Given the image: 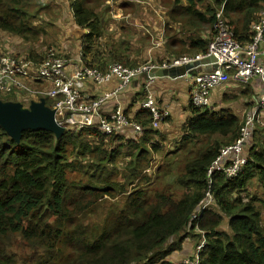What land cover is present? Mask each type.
Instances as JSON below:
<instances>
[{"label": "trees", "instance_id": "obj_1", "mask_svg": "<svg viewBox=\"0 0 264 264\" xmlns=\"http://www.w3.org/2000/svg\"><path fill=\"white\" fill-rule=\"evenodd\" d=\"M92 2L72 0L69 5L73 22L88 32L82 43L83 57L104 37V13ZM201 2L172 0L171 21L190 39L175 43L176 47L169 40L165 46L168 59L159 62L184 53L205 54L221 10L236 39L243 45L251 43L264 0H209L205 12L198 7ZM30 5V0H0V36L35 41L40 28L32 21ZM206 30L210 36L203 39ZM118 54L110 53L111 60L121 61ZM96 63L98 67H91L107 71V61ZM121 63L128 68L137 66ZM18 98H1L0 94L3 102ZM46 105L53 108L49 100ZM188 110L190 117L172 153L182 169L162 192L146 188L152 184V177L145 173L150 165L142 168L152 153L163 149L165 141L151 127L147 110L138 108L130 116L125 109L132 121L145 128L137 138L106 136L97 129L65 130L60 138L49 131L27 130L17 143L0 127V264H177L197 257L200 264H264V214L257 207L261 202L248 196L254 181L264 190V142L252 137L246 143L248 163L238 178L229 180L221 172L209 177L221 150L240 137L246 118L241 122L230 110L213 111L212 102L206 109L190 105ZM217 136L221 139L212 140ZM157 137L161 142L154 141ZM198 139L202 140L200 147L193 144ZM204 139L209 142L203 143ZM123 156L127 174L120 181L115 179L116 163ZM71 175L80 179H71ZM159 175L157 171L155 179L160 180ZM118 196L125 197L123 207L111 203ZM209 197L211 203L202 211ZM97 213L103 219L87 225L84 218ZM186 243L193 254L189 249L184 252ZM15 246L29 250L26 260L12 252ZM179 255L183 256L176 261Z\"/></svg>", "mask_w": 264, "mask_h": 264}, {"label": "built area", "instance_id": "obj_2", "mask_svg": "<svg viewBox=\"0 0 264 264\" xmlns=\"http://www.w3.org/2000/svg\"><path fill=\"white\" fill-rule=\"evenodd\" d=\"M215 36L208 46L205 54L198 56L180 57L174 60H165L162 63L149 60L146 63L128 68L120 64L108 65L106 72L92 68L86 63L83 54L74 61L55 50L50 49L42 59H31L27 56L16 55L7 50L0 53V94L7 96L42 97L52 102L55 109L57 123L65 130L78 132L85 129H97L106 136H122L124 138H137L145 133V128L138 122L132 121L125 113L120 102V96L137 81L144 82L145 98L139 109L151 114V127L159 130L161 125L170 119L168 107H158L150 93L151 86L158 79L152 74L158 71L186 67L192 63L210 59L186 78L190 85V105L194 108L206 109L211 106V95L216 89L227 85L231 79L241 85H247L252 80H258L263 91L255 103V108L244 121L240 137L235 144L224 147L215 163L208 171L212 177L215 172L223 173L227 179H236L244 171L248 159L244 156L246 143L262 125L260 116L264 109V63L260 60L261 48L264 45V11L260 22L253 26L255 36L251 43L243 45L234 33V29L225 20L223 11L216 16ZM74 67V71L70 70ZM116 79V87L108 89L98 97L86 92V85L101 89ZM113 103L108 114L103 109ZM202 207L205 211L210 205ZM196 219L199 216H195ZM202 242L197 254L203 248ZM181 264H200L199 258L185 260Z\"/></svg>", "mask_w": 264, "mask_h": 264}, {"label": "rangeland", "instance_id": "obj_3", "mask_svg": "<svg viewBox=\"0 0 264 264\" xmlns=\"http://www.w3.org/2000/svg\"><path fill=\"white\" fill-rule=\"evenodd\" d=\"M92 5L97 7V11L107 13L110 17L104 15L102 18V29L104 37L102 40H98L94 45V52H92L88 58L101 61H107L108 65L111 64H122L129 63L130 66H139L146 63L149 60L154 62H159L160 59L158 56L152 58L147 51L146 55L141 54V49L139 41H144V45H147V49H153L152 43L156 40V34L159 31H156V23H165L166 24V34H174L173 29H179V26L171 21V7L172 0H92ZM30 13L33 17L32 21L36 27L38 34L35 36V41H22L19 38H16L12 35H1L0 36V47L10 48L13 50L11 53L14 56L22 55L29 57L30 55H39L40 58H44V54L53 49L57 53L65 56L68 60L74 61L77 52L82 48V43L84 36L88 33H85L84 30L74 29L73 24L69 25L68 19L69 14L67 8L72 4V0H30ZM210 5L209 0H202L198 5L199 9L205 12L206 7ZM98 12V13H99ZM70 13V12H69ZM114 17V18H113ZM67 19V20H66ZM156 24V25H155ZM69 26V27H68ZM155 29V30H154ZM158 30V29H157ZM162 30V29H161ZM34 33V32H33ZM31 33L30 35H32ZM149 33L153 36H149ZM34 36V35H32ZM81 42V44H79ZM7 51V50H5ZM97 51V52H96ZM118 51L120 56L123 59L121 61H112L110 58V53ZM0 53H3L0 51ZM80 54V51H79ZM78 54V55H79ZM186 55V56H185ZM97 56V57H95ZM191 56L188 53H184L183 57ZM85 59V57H84ZM165 59H168L167 57ZM86 61V60H85ZM165 61V60H164ZM94 64V63H92ZM89 65V64H88ZM90 66V65H89ZM93 67H98L97 63ZM241 87L234 89V86L226 89L228 98L225 97L219 105L212 104L215 109L213 111H220L221 109L230 110L232 113L237 115L241 122L246 118V114L253 111L255 108V103L244 104L242 102V95L240 94L241 90H244L246 85H241ZM234 95H241L239 98ZM17 99V96L12 95ZM10 97L4 94H1V98ZM46 101L42 97H28V96H19L18 100L15 102H3L7 104L20 105L19 107L24 110H29L32 107L33 103L40 104L41 101ZM21 101V102H19ZM50 111H55L54 107L50 108L45 105ZM264 112V109L262 110ZM260 121L262 125H258L256 136L260 140H264V119L260 116ZM163 137V149L159 153H152L149 157V163H142V168L146 170V175L152 177V184L150 187H146L149 191H165L168 190V186L174 182V179L177 175H180L182 167L176 162V156L173 155L176 151L175 144L178 143L182 138L181 131L174 132H162V127L157 130ZM254 137V139H255ZM221 139L220 137H214L212 140ZM156 142H161L160 138L157 137L154 139ZM209 139H204L203 143H208ZM264 142V141H263ZM195 146L200 147L202 140H199L193 143ZM111 148V146H110ZM180 155V154H179ZM127 158L124 156L119 158L116 167V176L115 179L122 181L123 176L127 174L126 170ZM160 171L159 178H156V172ZM71 179H80L76 175H71ZM137 180L135 184L129 187L131 191L133 187L138 184ZM176 191V189H175ZM180 192V191H179ZM153 193V191H151ZM249 200L252 198L258 199L261 203L257 204V207H260L261 211L264 214V190L260 187L257 181L252 182L248 190ZM125 197L118 196L116 199L111 200V203L123 207V200ZM109 209V205L106 206V210ZM85 223L87 225L94 224L95 221H101L103 215H89L85 217ZM264 222V217H263ZM198 237L197 239H199ZM196 240V239H195ZM195 242V241H194ZM198 242V240H196ZM185 245V251L189 249V254H193L192 247L188 243ZM14 249L15 255L21 260H26V256L30 255L28 249H25L20 246H15ZM197 253V251H196ZM183 255H179L176 261H179ZM177 264H181L183 261Z\"/></svg>", "mask_w": 264, "mask_h": 264}, {"label": "crops", "instance_id": "obj_4", "mask_svg": "<svg viewBox=\"0 0 264 264\" xmlns=\"http://www.w3.org/2000/svg\"><path fill=\"white\" fill-rule=\"evenodd\" d=\"M67 11L70 12L69 8H67ZM69 18L68 22L69 25L73 24V28L74 29H81L79 28L75 22H73L72 18H71V12L69 13ZM104 15H106L107 17H110V15H108L107 13H104ZM103 15V16H104ZM102 16V17H103ZM114 18V17H113ZM103 18H101L102 20ZM67 20V19H66ZM157 24V25H156ZM156 31H159L158 34H156V40L151 44L153 49H147V45H144V41H139V45H140V49L141 54L143 56L146 55L147 51H149V54L152 56V58H156V56H158V58L160 60L164 59L167 57L166 55V43L170 40L173 43V47H176L174 45H176L175 43H187L190 39V36L188 34H186L182 29H173L171 30V32L174 31V34L170 35V34H166V24L165 23H156ZM69 27V26H68ZM158 29V30H157ZM162 29V30H161ZM155 30V29H154ZM85 33H88L87 31H85ZM4 35V34H2ZM149 36H153V34L149 33ZM203 39H208L210 36V33L208 32V30H206V33H204L202 35ZM81 44V42L79 43ZM81 47V45H80ZM79 47V51L77 52V54L75 56H73L74 58H77L79 55L83 54L82 53V48L80 49ZM159 49H163L161 52L157 53V51ZM6 50H10L13 51L10 48H6ZM264 51V45L261 48V52ZM94 52V50H93ZM97 52V51H96ZM79 54V55H78ZM90 55V54H89ZM85 57L86 63L91 66H94L95 64V60L92 58H88V56ZM169 56V55H168ZM97 57V56H95ZM262 63H264V55H260V60ZM94 63V64H92ZM88 65V66H89ZM70 70L73 72L74 71V67L70 66ZM118 84L117 80L114 79L112 81L111 84L102 87L101 89H97L95 88L92 83L89 81L86 85V92H89L93 97H98L100 94H102L104 91L111 89L113 87H116ZM234 86V89L240 88L241 86L235 82L233 79L230 80V82L219 88L216 89L212 92L211 95V102L212 104L215 103V105H219L221 103V101H223V99L225 97L228 98L226 89H228L229 87ZM244 90L240 91V94L242 95V102H244V104H249V103H256L257 100L259 99L262 91H263V87L261 85V83L258 80H252L249 82V84H247ZM190 85H189V81L186 78H181V77H177L176 79H170V78H158L155 80V83L151 86L150 88V93L153 96V98L156 100L155 103L157 104V106L160 108L162 107H168L169 111H170V119H168V121L164 124L161 125L162 127V132H174V131H181L183 130L184 126H185V122L187 121V119L190 117V112H189V107H190ZM145 89H144V82L142 80H137L135 81L131 87L120 96V102L123 106V108H125L129 115L131 116L132 112H137L138 108L140 107L141 103L144 100V95H143V99L141 97H139V95L141 93H144ZM241 95H234L235 97L239 98ZM113 103H110V105H108V107L103 109V114H108V112L112 109ZM213 106V105H212ZM128 108V109H127ZM212 109H215L214 107H212ZM221 110H225V109H221ZM262 118L264 119V113L262 114ZM256 132L253 135V138L255 137ZM163 139H165V137L162 136ZM256 140L257 137H255ZM254 140V139H253ZM260 140L263 142L264 140L262 138H260ZM262 142H260V145L262 144Z\"/></svg>", "mask_w": 264, "mask_h": 264}, {"label": "water", "instance_id": "obj_5", "mask_svg": "<svg viewBox=\"0 0 264 264\" xmlns=\"http://www.w3.org/2000/svg\"><path fill=\"white\" fill-rule=\"evenodd\" d=\"M209 61L212 62L210 59H204L186 67L161 70L152 74V76L156 78L176 79L177 77H183L187 73H191ZM45 105L46 103L43 100L40 104L33 103L31 109L24 110L19 107L20 105L7 104L0 101V127L17 143L21 141L23 132L27 130L49 131L54 133L57 138H60L64 134L65 129L57 123L55 111H50Z\"/></svg>", "mask_w": 264, "mask_h": 264}, {"label": "bare ground", "instance_id": "obj_6", "mask_svg": "<svg viewBox=\"0 0 264 264\" xmlns=\"http://www.w3.org/2000/svg\"><path fill=\"white\" fill-rule=\"evenodd\" d=\"M100 70V69H99ZM102 71V70H101ZM19 102H21V101H19ZM47 102V101H46Z\"/></svg>", "mask_w": 264, "mask_h": 264}]
</instances>
